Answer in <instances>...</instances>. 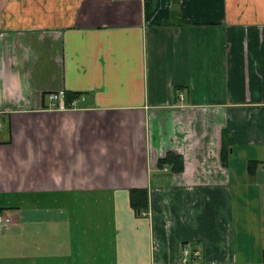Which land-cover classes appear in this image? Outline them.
<instances>
[{
	"label": "crops",
	"instance_id": "obj_1",
	"mask_svg": "<svg viewBox=\"0 0 264 264\" xmlns=\"http://www.w3.org/2000/svg\"><path fill=\"white\" fill-rule=\"evenodd\" d=\"M0 212V264H264V0H0Z\"/></svg>",
	"mask_w": 264,
	"mask_h": 264
},
{
	"label": "trees",
	"instance_id": "obj_2",
	"mask_svg": "<svg viewBox=\"0 0 264 264\" xmlns=\"http://www.w3.org/2000/svg\"><path fill=\"white\" fill-rule=\"evenodd\" d=\"M77 96H78L77 94H70V95L68 94L66 97L67 106H69L70 102ZM231 144H232V139L229 138L228 132L226 130L223 133V146H222V160L224 161V163L228 156L229 148ZM166 163L171 164L173 171H180L183 169L182 158L172 153H168L166 157L160 161V166H163ZM254 164H257V162L255 161ZM129 200H130V206L134 210L136 215L141 216L149 208L148 192L145 189L131 190L129 192Z\"/></svg>",
	"mask_w": 264,
	"mask_h": 264
},
{
	"label": "built area",
	"instance_id": "obj_3",
	"mask_svg": "<svg viewBox=\"0 0 264 264\" xmlns=\"http://www.w3.org/2000/svg\"><path fill=\"white\" fill-rule=\"evenodd\" d=\"M66 92L64 90L57 91L55 93H51L49 96L51 107L58 108V109H65L68 108L66 101ZM75 106V103L71 104ZM15 224L12 216L7 214L6 212H0V233L9 230ZM191 246H186L182 248V261L184 263L189 262L191 256H193ZM197 257L198 255L195 254Z\"/></svg>",
	"mask_w": 264,
	"mask_h": 264
},
{
	"label": "rangeland",
	"instance_id": "obj_4",
	"mask_svg": "<svg viewBox=\"0 0 264 264\" xmlns=\"http://www.w3.org/2000/svg\"><path fill=\"white\" fill-rule=\"evenodd\" d=\"M84 202H85V204L87 203V205L85 207H89V208H101V209H103V210L106 211L105 212V216L103 218V222L99 223L98 225H100V227L103 228V230H104L103 231L104 232L103 234L104 235H108L109 234L108 220H109L110 217L107 215V211L112 208V201H110L108 199H105L103 201H101V200H88V201H84ZM84 202H83V207H84ZM75 234H76L75 236L71 234V236L74 237L73 239H75V237H77V233H75ZM60 262H62V260H58L57 261V263H60Z\"/></svg>",
	"mask_w": 264,
	"mask_h": 264
}]
</instances>
